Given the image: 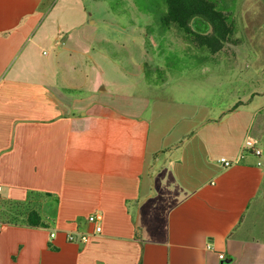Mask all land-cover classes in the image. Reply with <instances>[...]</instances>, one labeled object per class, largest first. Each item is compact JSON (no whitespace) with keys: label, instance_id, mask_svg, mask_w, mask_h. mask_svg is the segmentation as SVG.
Masks as SVG:
<instances>
[{"label":"crops","instance_id":"obj_1","mask_svg":"<svg viewBox=\"0 0 264 264\" xmlns=\"http://www.w3.org/2000/svg\"><path fill=\"white\" fill-rule=\"evenodd\" d=\"M51 3L0 0V264H264L260 109L205 99L223 82L143 77L78 104Z\"/></svg>","mask_w":264,"mask_h":264},{"label":"rangeland","instance_id":"obj_2","mask_svg":"<svg viewBox=\"0 0 264 264\" xmlns=\"http://www.w3.org/2000/svg\"><path fill=\"white\" fill-rule=\"evenodd\" d=\"M210 1L227 15L232 40H238L217 54L196 45L178 25H165L164 0H52L51 17L65 29L59 44L72 55L64 69L69 95L81 104L105 89L108 101L117 103V95L132 94L131 82L142 77L204 88L223 82L227 92L205 99L220 106L248 102L252 111L260 109L255 119L264 120V0ZM251 138L264 153V127Z\"/></svg>","mask_w":264,"mask_h":264},{"label":"trees","instance_id":"obj_3","mask_svg":"<svg viewBox=\"0 0 264 264\" xmlns=\"http://www.w3.org/2000/svg\"><path fill=\"white\" fill-rule=\"evenodd\" d=\"M164 1L168 9L163 18L165 25H178L193 38L199 47H206L212 54H217L225 44L238 42V40H232L234 27L228 23L227 15L217 10L215 4L210 0ZM197 23L199 25L194 28ZM241 104L242 102L238 103L235 108ZM25 224L30 227L46 226L36 211L28 214Z\"/></svg>","mask_w":264,"mask_h":264},{"label":"built area","instance_id":"obj_4","mask_svg":"<svg viewBox=\"0 0 264 264\" xmlns=\"http://www.w3.org/2000/svg\"><path fill=\"white\" fill-rule=\"evenodd\" d=\"M245 151H247L248 153L254 154L256 156H260L262 154L261 149H259L257 147V144L254 140H247L245 143ZM219 162L222 163L223 165H225L226 167H230L232 165V162L227 159L226 157H222L219 159ZM89 222L93 223L96 225V230L95 233L99 234L102 231V226L100 225V222L102 220L101 215L97 214V215H92L89 217ZM6 222L3 220V208H2V186L0 184V231L5 227ZM56 237V232H52L51 233V238H55ZM92 236L89 235H83L80 238V241L83 243H87L90 241ZM69 240L70 241H77L79 239H77L74 235H69ZM213 248L208 246V250H212ZM219 259L221 260H225V255L223 253L219 254Z\"/></svg>","mask_w":264,"mask_h":264}]
</instances>
